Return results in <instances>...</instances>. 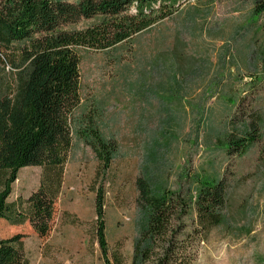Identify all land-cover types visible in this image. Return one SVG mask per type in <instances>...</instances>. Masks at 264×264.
<instances>
[{
	"label": "rangeland",
	"instance_id": "1",
	"mask_svg": "<svg viewBox=\"0 0 264 264\" xmlns=\"http://www.w3.org/2000/svg\"><path fill=\"white\" fill-rule=\"evenodd\" d=\"M254 4L180 0L172 16L110 50L77 48L81 101L73 119L93 111L117 154L99 173L93 151L74 132L48 236L28 221L0 220V237L21 233L31 264H132L145 224L137 178L147 177L152 191L194 199L200 180L219 176L227 186L224 219L187 243V264H264V14L256 15ZM0 77L3 90L16 89V69L7 66ZM239 101L242 114L229 120ZM255 114L258 140L242 155L226 154L225 137L243 134L244 120ZM40 176L38 166L21 168L8 202H24ZM98 187L107 263L95 236ZM194 218L192 206L185 224Z\"/></svg>",
	"mask_w": 264,
	"mask_h": 264
},
{
	"label": "trees",
	"instance_id": "2",
	"mask_svg": "<svg viewBox=\"0 0 264 264\" xmlns=\"http://www.w3.org/2000/svg\"><path fill=\"white\" fill-rule=\"evenodd\" d=\"M179 5L180 0H0V72L7 66L18 72L15 90L0 86V220L11 225L28 221L39 237L48 236L74 132L93 151L99 173L110 168L116 140L102 134L93 111L73 119L81 101L77 48L110 50L172 16ZM253 12L264 14V0H255ZM237 107L229 120L242 114L241 102ZM244 122L243 134L225 137L226 154L242 155L258 140L259 116ZM27 166L41 168L39 186L24 202H8L19 170ZM197 185L194 199H188L168 189L152 191L147 177L137 178L136 204L145 224L132 264L150 259L153 264H187V243L203 239L223 221L228 198L223 177ZM104 205L98 187L95 236L107 263ZM192 206L195 218L187 225ZM0 264H31L21 233L0 237Z\"/></svg>",
	"mask_w": 264,
	"mask_h": 264
}]
</instances>
